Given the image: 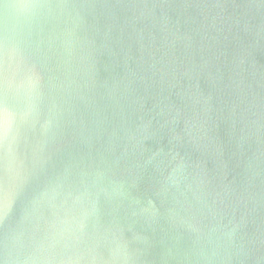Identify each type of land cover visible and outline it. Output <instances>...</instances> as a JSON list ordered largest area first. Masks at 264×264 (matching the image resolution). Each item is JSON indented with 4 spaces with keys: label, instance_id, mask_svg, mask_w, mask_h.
I'll return each instance as SVG.
<instances>
[{
    "label": "water",
    "instance_id": "95a60500",
    "mask_svg": "<svg viewBox=\"0 0 264 264\" xmlns=\"http://www.w3.org/2000/svg\"><path fill=\"white\" fill-rule=\"evenodd\" d=\"M0 264H264V0H0Z\"/></svg>",
    "mask_w": 264,
    "mask_h": 264
},
{
    "label": "clouds",
    "instance_id": "9594fccd",
    "mask_svg": "<svg viewBox=\"0 0 264 264\" xmlns=\"http://www.w3.org/2000/svg\"><path fill=\"white\" fill-rule=\"evenodd\" d=\"M8 126V121L6 120V127Z\"/></svg>",
    "mask_w": 264,
    "mask_h": 264
}]
</instances>
